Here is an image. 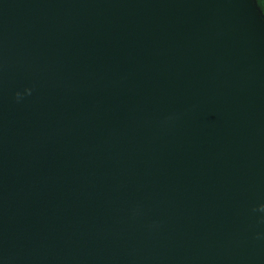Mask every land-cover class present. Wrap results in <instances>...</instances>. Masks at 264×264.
<instances>
[{
    "label": "water",
    "instance_id": "obj_1",
    "mask_svg": "<svg viewBox=\"0 0 264 264\" xmlns=\"http://www.w3.org/2000/svg\"><path fill=\"white\" fill-rule=\"evenodd\" d=\"M0 264H264L255 0H0Z\"/></svg>",
    "mask_w": 264,
    "mask_h": 264
},
{
    "label": "trees",
    "instance_id": "obj_2",
    "mask_svg": "<svg viewBox=\"0 0 264 264\" xmlns=\"http://www.w3.org/2000/svg\"><path fill=\"white\" fill-rule=\"evenodd\" d=\"M255 3L261 13V15L264 18V0H255Z\"/></svg>",
    "mask_w": 264,
    "mask_h": 264
}]
</instances>
